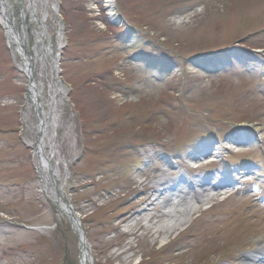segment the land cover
Instances as JSON below:
<instances>
[{
    "label": "rangeland",
    "instance_id": "rangeland-1",
    "mask_svg": "<svg viewBox=\"0 0 264 264\" xmlns=\"http://www.w3.org/2000/svg\"><path fill=\"white\" fill-rule=\"evenodd\" d=\"M7 1L29 53L40 37L55 49L65 27L70 93L57 141L92 264H242L264 246V0ZM32 11L47 16L48 34ZM21 63L1 22L0 264H80V238L29 146ZM158 177L186 192L197 178L232 186L168 236L153 228L165 219H150Z\"/></svg>",
    "mask_w": 264,
    "mask_h": 264
},
{
    "label": "bare ground",
    "instance_id": "bare-ground-1",
    "mask_svg": "<svg viewBox=\"0 0 264 264\" xmlns=\"http://www.w3.org/2000/svg\"><path fill=\"white\" fill-rule=\"evenodd\" d=\"M2 3V21L6 24V28L8 30L7 38L14 50L19 55L24 57V61L28 63L27 67L29 69L26 68V73L30 75V69H32V66L31 62L28 61L26 57L27 50L23 47V36L19 32L17 19L8 7L6 0H2ZM22 18L24 20L23 16ZM60 34L62 40V37L64 38L63 32ZM35 90L36 85H31L29 91L31 92L32 98H34L33 93ZM28 103H32L30 98H28ZM29 106L30 104L26 108L27 113L31 110ZM59 109L60 104L56 100L52 101L50 109H48L46 113H41L40 109L37 107V110L39 111L36 121L38 124V141L33 144V147L35 148L38 167L42 173L46 194L54 203H56L61 215L70 221L75 233L80 238V264H90L92 256L89 244L83 236L80 220L70 207L69 200L65 192V186L62 184V181L68 180V178L65 172L64 179L62 180V174H64V170H67V162L63 159L60 144L55 136L58 128V119L60 118ZM47 150H49V153ZM203 152L204 151H202V153ZM210 180L197 178L193 181V184L196 185L198 190H193L195 188L191 187L190 184L188 186L190 189L189 192H186L183 186L178 189L177 186H175L170 180L163 179L162 177H158L155 181H153L152 186L155 188V193L158 194L157 200L159 202L156 207L159 210V215L152 216L150 219L153 222V226L156 225L158 218L165 219V223L157 226L156 228L153 227L154 230L156 229L157 233L165 231V233L169 236V234H171L174 230L183 229L191 223L193 215L197 212L198 207L194 208L195 205L204 203L208 200L209 193L217 192L232 186L226 179L220 180L214 185H212ZM190 203L193 204L190 205ZM170 208L172 209L169 210ZM154 210H156V208ZM10 246L9 249L12 248V251L18 252L21 244L16 243L15 245ZM188 251H181L177 254L179 257L177 260H180L183 256L187 255ZM137 253L138 252L133 254V259L137 257ZM205 253L207 254V252L196 254L195 259L197 260V263L200 261V255H205ZM177 255L170 258L174 260ZM220 262L221 260L218 261V263ZM242 264H264V246L257 249L253 255H245L243 257Z\"/></svg>",
    "mask_w": 264,
    "mask_h": 264
},
{
    "label": "trees",
    "instance_id": "trees-1",
    "mask_svg": "<svg viewBox=\"0 0 264 264\" xmlns=\"http://www.w3.org/2000/svg\"><path fill=\"white\" fill-rule=\"evenodd\" d=\"M163 251H164V250H163ZM163 251H162V252H163Z\"/></svg>",
    "mask_w": 264,
    "mask_h": 264
},
{
    "label": "water",
    "instance_id": "water-1",
    "mask_svg": "<svg viewBox=\"0 0 264 264\" xmlns=\"http://www.w3.org/2000/svg\"><path fill=\"white\" fill-rule=\"evenodd\" d=\"M83 235H84V233H83Z\"/></svg>",
    "mask_w": 264,
    "mask_h": 264
}]
</instances>
